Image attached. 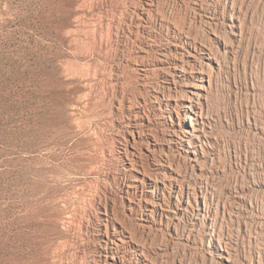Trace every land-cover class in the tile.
<instances>
[{
    "label": "rangeland",
    "instance_id": "rangeland-1",
    "mask_svg": "<svg viewBox=\"0 0 264 264\" xmlns=\"http://www.w3.org/2000/svg\"><path fill=\"white\" fill-rule=\"evenodd\" d=\"M188 40L215 58L197 165L140 71ZM119 238L125 264H264V0H0V264H106Z\"/></svg>",
    "mask_w": 264,
    "mask_h": 264
},
{
    "label": "bare ground",
    "instance_id": "bare-ground-1",
    "mask_svg": "<svg viewBox=\"0 0 264 264\" xmlns=\"http://www.w3.org/2000/svg\"><path fill=\"white\" fill-rule=\"evenodd\" d=\"M204 45L198 46L195 42L188 40L181 44L174 43L171 46H167L166 44L158 46L156 64L153 66H141L140 70L143 78H147L152 72H157L159 75L161 74L166 88L171 92L173 91L174 95L172 97L163 99L167 106L168 118L170 121L174 122L173 115L176 113L180 123L182 122V118L183 122L187 123V130L185 132L186 138L183 139V141L189 146V149L186 151L189 160L196 165L200 164L202 158H204L203 155H205L203 138L207 135V116L203 99H206L208 94L207 91L210 89L212 82L211 76L206 73L205 68L210 67L215 62V58L212 56L211 51ZM198 63L202 65L203 71L197 72L196 76H191V73L188 71L189 67L197 66L196 64ZM143 112L146 113L145 110H143ZM188 122L191 125V130L188 128ZM135 127L137 126L135 125ZM130 166H132L131 163L126 165L127 170ZM140 174L141 175L134 179L136 182V184H134L138 186L145 181L151 188H149L150 192L154 193L158 187L159 181L151 178L147 174ZM172 181L176 182V184H182L183 178L180 174H177L173 176ZM150 211H153L152 208ZM125 240L126 239L119 238L107 241V245H109L110 242L115 246L113 249L116 253H111L106 264H125L123 256L117 255L121 245L126 243ZM140 264L152 263L147 258L143 257Z\"/></svg>",
    "mask_w": 264,
    "mask_h": 264
}]
</instances>
